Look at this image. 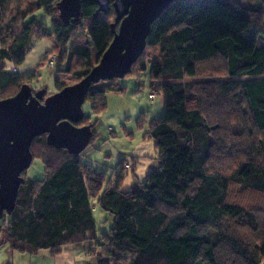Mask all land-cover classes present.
Listing matches in <instances>:
<instances>
[{
  "label": "trees",
  "instance_id": "1",
  "mask_svg": "<svg viewBox=\"0 0 264 264\" xmlns=\"http://www.w3.org/2000/svg\"><path fill=\"white\" fill-rule=\"evenodd\" d=\"M59 2L0 0V101L32 81L7 69L24 64L32 34L55 41L43 64L57 53V72L77 81L111 45L113 8L95 19L99 7L83 0L79 21L65 25ZM38 12L50 19V29L30 20ZM260 41L264 12L247 9L240 0H176L147 39V48H159L160 61L148 64L142 55L129 74L148 72L150 81L160 84L164 115L144 136L158 153V169L124 192V161L108 178L83 163L86 151L70 155L50 148L45 136L36 138L31 152L43 161L45 176L32 181L22 175L16 208L0 223L2 245L23 255L58 256L64 247L91 243L100 251L97 264H264ZM215 63L221 71L209 72ZM55 87L66 88L60 81ZM85 103L95 115L104 114L106 87L92 85ZM96 123L85 117L76 126L93 130ZM93 133L90 145L97 138ZM133 159L135 176L139 162ZM94 202L113 218L109 233L97 230Z\"/></svg>",
  "mask_w": 264,
  "mask_h": 264
},
{
  "label": "water",
  "instance_id": "2",
  "mask_svg": "<svg viewBox=\"0 0 264 264\" xmlns=\"http://www.w3.org/2000/svg\"><path fill=\"white\" fill-rule=\"evenodd\" d=\"M83 0H60L59 18L70 25L81 18ZM99 8L94 15H108L113 8L114 36L100 63L79 83L48 97L33 93L25 84L12 98L0 101V222L16 208L23 174L34 162L31 152L36 138L45 136L50 148L79 156L93 139L92 126L77 127L85 114L83 106L92 85L122 80L147 48L153 24L176 0H90ZM118 28V29H117ZM1 227V225H0Z\"/></svg>",
  "mask_w": 264,
  "mask_h": 264
},
{
  "label": "rangeland",
  "instance_id": "3",
  "mask_svg": "<svg viewBox=\"0 0 264 264\" xmlns=\"http://www.w3.org/2000/svg\"><path fill=\"white\" fill-rule=\"evenodd\" d=\"M240 3L247 9L264 12V6L259 0H240ZM31 19L37 20L39 24H46L48 29L51 28V21L43 12L36 13ZM263 45L264 41H260L258 47ZM70 46L71 43L68 48ZM54 47V39L36 40L32 34L24 64L17 68L11 64L7 66V69L14 73L32 77L28 85L33 93L45 92L42 103L57 93L56 81H60L66 87L80 82L75 77L57 72V53L51 56L46 64H43V58L47 53L52 52ZM142 57V62L148 64L159 62V48H146ZM53 58H55V65L52 69H48L47 66ZM208 70L209 72L215 70V73L221 71L219 63H215V66H208ZM99 85L106 87L108 109L104 114L95 115L91 104H84L85 117H89L92 123L97 122L93 128L97 138L87 148L81 160L94 171L107 173L108 178L120 171L119 166L124 161L126 165L123 168L127 177L122 191H132L138 187L140 182L146 180L148 173L159 167L158 153L154 144L149 139L144 140V136L152 122L160 120L164 115L162 95L154 101L150 99L151 91L160 90V84L151 82L147 72L138 75L131 74L122 80L110 83L101 82ZM78 127H83V125H78ZM132 158H136L139 162L135 176L131 171L132 163L135 162ZM44 176L43 161L34 159L32 167L26 171V178L40 181L44 179ZM93 214L98 232L109 233L113 227V218L102 211L95 202ZM99 252V249L91 243L64 247L58 256H53L50 251H41L32 255L11 254L8 246H0V264H97L96 254Z\"/></svg>",
  "mask_w": 264,
  "mask_h": 264
},
{
  "label": "built area",
  "instance_id": "4",
  "mask_svg": "<svg viewBox=\"0 0 264 264\" xmlns=\"http://www.w3.org/2000/svg\"><path fill=\"white\" fill-rule=\"evenodd\" d=\"M54 65H55V58H53L49 62V64H48L47 67H48V69H52L54 67ZM159 96H160V91L159 90H156L155 92H152L151 91V93H150V99H151V101L156 100Z\"/></svg>",
  "mask_w": 264,
  "mask_h": 264
},
{
  "label": "crops",
  "instance_id": "5",
  "mask_svg": "<svg viewBox=\"0 0 264 264\" xmlns=\"http://www.w3.org/2000/svg\"><path fill=\"white\" fill-rule=\"evenodd\" d=\"M1 235V234H0ZM0 246H7V245H2V239L0 240ZM10 249V248H9ZM10 252H11V254H13L14 252H12L11 250H10Z\"/></svg>",
  "mask_w": 264,
  "mask_h": 264
}]
</instances>
